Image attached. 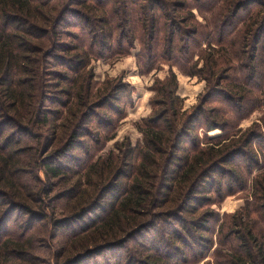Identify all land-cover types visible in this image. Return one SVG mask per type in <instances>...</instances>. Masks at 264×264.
I'll use <instances>...</instances> for the list:
<instances>
[{"label": "trees", "instance_id": "16d2710c", "mask_svg": "<svg viewBox=\"0 0 264 264\" xmlns=\"http://www.w3.org/2000/svg\"><path fill=\"white\" fill-rule=\"evenodd\" d=\"M198 3L203 12L212 14L206 23L196 20L186 0H0V264H51L39 256L38 238L33 233L32 240L26 238L33 225L42 221L51 223L56 233L72 224L80 226L67 241L64 252L70 255L62 260L64 253H56V264H82L92 255L122 248L168 214L184 228L182 213L194 214L210 203L205 194H221V181L213 176L223 174V166L233 163L232 157L244 156L247 173L259 165L264 149L261 154L247 152L259 133L232 140L223 134L206 136L202 146L192 131L227 129L223 109L204 106L216 96L217 88L211 89L223 83L224 71L236 74L226 79L230 89L225 94L242 119L264 107L263 98L257 104L254 91L243 88L259 80L256 91L264 92V67L260 69L264 57L261 54L260 60L252 54L248 60L247 49H241L252 44L253 50L260 49L264 0ZM255 3L262 9L247 15L243 30L232 31L236 36L223 34L224 26L243 7ZM75 5L81 10L73 9ZM71 10L75 27L67 16ZM72 26L80 35L70 30ZM215 31H219L217 36ZM136 43L140 74L151 73L160 62L170 65L168 76L156 79L152 113L136 122L142 139L134 143L126 136L108 154H91L83 162L73 152L84 150L90 140L102 145L97 132L125 118L128 107L134 105L132 94L123 91L118 81L109 80L97 88L89 66L95 59L130 55ZM202 44L208 49H202L204 65L197 69L199 61H193L191 47ZM221 50H227L225 55ZM173 67L205 78L210 86L208 99L202 97L191 111L183 110ZM40 126L47 128L48 136L42 130L36 133ZM10 127L15 131L5 135ZM26 137L36 143L22 145ZM189 143L190 148L186 147ZM79 165L83 167L78 169ZM261 167L253 182L254 200L226 225L223 245L229 252L215 264H264ZM227 175L240 177L237 171ZM67 183L71 185L56 191ZM15 212L27 217L19 234L9 232L8 227ZM205 217L201 215L196 222ZM170 233V240L160 234L163 248H150L160 252L157 256L141 253L144 259L138 263L166 264L163 259L168 263L179 259L183 248L203 245L196 243L194 229L173 228Z\"/></svg>", "mask_w": 264, "mask_h": 264}, {"label": "rangeland", "instance_id": "374dc122", "mask_svg": "<svg viewBox=\"0 0 264 264\" xmlns=\"http://www.w3.org/2000/svg\"><path fill=\"white\" fill-rule=\"evenodd\" d=\"M186 1L192 5L191 11L194 13L198 22L206 23V21L212 17L211 12H203L201 10L203 9V6H201V3L197 4V0ZM73 9L81 10V6L75 5L73 6ZM261 9L262 6L258 3L249 5L245 8L243 7L236 14L235 18L231 19L229 24L224 26L225 28L223 34L228 32L232 33V31L236 30H243L245 23L244 19L247 18V15L249 13L261 11ZM67 16L72 19V25L75 27L76 22L75 18H73V11L71 10ZM73 26L70 28V30L79 34L80 32H77V28H74ZM66 29L69 30L68 28ZM215 32L217 36L219 31ZM232 34L236 36V32H233ZM63 39L67 40L66 37H63ZM262 40V43L259 45L260 49L256 48V51L253 50L255 44H252L253 46H241V49H247V52L245 53L248 57V60L253 59L252 54H256L257 59H259L260 56V60L261 54L263 55L262 57H264V33ZM68 41L70 40L68 39ZM44 42L48 43V39H45ZM139 48V44L136 43V47L131 51L130 55H120L115 57L109 56L110 58L95 59L89 66V68L92 69L94 73L97 88L102 87L101 85L109 80H114L115 82L118 81L123 85L121 88L123 91H127L132 94L134 105L128 107L127 116L125 118L122 120L118 119L114 122L112 127H104L101 128L99 132H97L98 134L96 135H100L102 145H97L90 140V144L87 145L84 150L76 149L73 152V155L77 156V158L81 159L83 162L86 161L91 154L94 156L96 155V157L99 155L108 154V152L114 148V144L117 141H123L126 136H129L134 143L142 139V134L138 130L136 122L152 113L150 100L156 94L154 90L156 79H165V77L169 74L170 65L167 62H160L157 64L159 68L155 69L151 73L144 75L140 74V68L137 64L136 57L140 50ZM191 49L193 50V53H195L193 56V61H199L197 69L202 68L204 63L200 61V53L202 52V49H208L207 44H202L201 47L194 45L191 47ZM226 51L227 50L223 51V55H225ZM243 62L245 61L243 60ZM235 64H237V62H235ZM263 67L264 62H261L260 69ZM173 71L178 76V94L183 99V110H193L195 106L200 104L202 97L204 100L208 99L207 96L210 86L205 78H201L199 75L190 76L184 74L177 67H173ZM232 75L235 76L236 74H233V72L224 71L223 83L220 86H213L211 89L212 92L215 88H217V90L214 91L216 96L208 99L207 102L204 103L206 109H211L214 107L223 109V121H225L224 124L226 125L227 129L222 130L221 128H211L210 130H207L206 127H203L198 128L196 131L194 129L192 134L199 135L201 145L204 146L206 145V136L214 137L223 134V137H228L230 140H232L238 139L239 137H244L247 133H250V135L252 133H259L255 140L248 146L247 152H253L256 154L258 152L261 154L263 151L262 149H264V107L258 108L246 118L242 119L241 114L237 113V108L228 101L225 94L226 90L230 89L229 81L226 79H231ZM258 87L259 80L257 81V84H253V87H243L245 90H247V92L254 91L255 94L253 99L256 100L257 104L261 98L264 99V92L256 91ZM53 94H55V92ZM13 131H15L14 128L10 127L8 128L5 135H8ZM35 131L36 133H39V131H41L40 133H45L47 128L40 126L38 127V130ZM45 134L47 136L49 135V133ZM112 134H115L114 139L104 141V138L107 135ZM59 135L60 132H58L57 136L59 137ZM15 136L21 137V134H17ZM24 139L25 140L22 143L24 146H31L36 143L33 139L27 137ZM41 142H43V140ZM186 147L190 148L191 144H187ZM54 149L55 148H52V150ZM86 151H89V154H86ZM232 158L233 163L223 166V174H215L213 176L214 179L215 177L219 179L217 181H221V194L217 195L215 192L205 194L206 197L211 198L210 203H204V205L194 212V214L182 213L180 216L185 220V223L183 224L184 228L177 222L175 218H172L174 217L172 214H168L167 216H164L162 220H157L153 229L144 231L137 235L128 241L122 248L111 249L96 255H92L82 264H139L138 261L144 259L141 257V253L152 254L155 256H157V253H160L159 251L152 250L150 248L157 246L163 248L162 246L165 245V243L162 242L160 234L165 240H170V231L173 228H178L182 231H186V229L192 231V229H194L196 233L195 236L197 238L196 241H198L196 243L202 241L203 245L195 244L191 246L192 248H183L178 255L179 259L173 258L169 263L163 259L166 264H215L217 260L222 262L223 253L229 252L227 246L223 245V236L228 230L226 225H229L233 215L237 211L241 210V208L245 206L247 202H252L254 200L253 182L255 176L259 173L258 171L260 170V167L262 166L261 170L264 168V158H262L259 165L254 166L255 168L253 167L254 169L252 168L253 170L250 173H247V170L243 169L245 165L244 156L240 155ZM82 167L83 166L79 165L78 169H81ZM230 171H237L240 174V177L236 176L234 178H230V176L227 175V173ZM41 175L44 177V173H41ZM82 181L84 184V179H82ZM70 185L71 183H67L61 188L57 187L56 191H59L62 188H67ZM108 198L109 197L106 198L103 204H105ZM1 201L3 200L0 195V202ZM65 201L63 203H65ZM60 209H62L61 206L56 212L60 213ZM203 214L206 217L197 223L196 220ZM92 215L94 216V214ZM26 219L27 217L20 212H15L8 226L9 232H13L14 234L21 233V224H25ZM196 225H201L202 228H196ZM33 226L34 230L29 232L26 238L32 240V233L36 238H38L36 243L41 245L38 254L43 260L50 261L51 264H56L57 261L55 260L56 258L54 256L56 253H64L62 260L64 259V256L70 255V253H66L64 251L69 237L73 234V232H75V230L79 229V225L72 224L71 228H61L58 230V233H56L55 229L52 228V224L46 221L37 222ZM200 236L203 238H200ZM173 239L174 240L172 241L178 245V242H175L174 237ZM69 248L70 245L68 246L67 250H69ZM141 263L146 264L143 261H141Z\"/></svg>", "mask_w": 264, "mask_h": 264}]
</instances>
